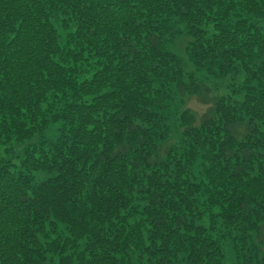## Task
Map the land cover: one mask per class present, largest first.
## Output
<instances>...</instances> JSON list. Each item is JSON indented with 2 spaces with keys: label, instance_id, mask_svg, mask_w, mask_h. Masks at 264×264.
<instances>
[{
  "label": "trees",
  "instance_id": "trees-1",
  "mask_svg": "<svg viewBox=\"0 0 264 264\" xmlns=\"http://www.w3.org/2000/svg\"><path fill=\"white\" fill-rule=\"evenodd\" d=\"M263 228L264 0H0V264H264Z\"/></svg>",
  "mask_w": 264,
  "mask_h": 264
},
{
  "label": "rangeland",
  "instance_id": "rangeland-1",
  "mask_svg": "<svg viewBox=\"0 0 264 264\" xmlns=\"http://www.w3.org/2000/svg\"><path fill=\"white\" fill-rule=\"evenodd\" d=\"M183 39V37L181 36V35H177V36H175L174 37V39H173V42L174 41H176V47H177V44L179 43V42H181V45H182V40ZM61 40H62V38H61ZM185 40H186V38H185ZM184 41V40H183ZM178 51V50H177ZM178 53H179V51H178ZM191 99V98H190ZM190 101V102H189ZM189 102V103H188ZM187 103L191 106V107H193L194 109H195V111H196V122H199L200 121V119H201V116H202V114H204V111H205V109H206V105H204V104H202V103H200V102H197V101H195V100H187ZM174 130H176V127H175V129ZM261 239H264V228H263V230H262V232H261ZM225 264H231L230 263V261L229 260H226V262H225Z\"/></svg>",
  "mask_w": 264,
  "mask_h": 264
}]
</instances>
